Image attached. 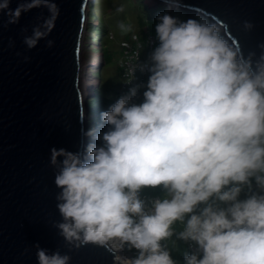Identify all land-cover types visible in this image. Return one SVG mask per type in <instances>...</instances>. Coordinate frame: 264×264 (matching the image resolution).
Returning <instances> with one entry per match:
<instances>
[{
	"label": "clouds",
	"instance_id": "1",
	"mask_svg": "<svg viewBox=\"0 0 264 264\" xmlns=\"http://www.w3.org/2000/svg\"><path fill=\"white\" fill-rule=\"evenodd\" d=\"M163 2L157 44L146 61L128 67V91L100 112L106 127L81 130L92 138L83 151L50 150L62 218L54 227L73 248L108 249L114 264H177L165 243L173 236L195 245L184 264H264V44L258 57H245L216 24L182 20L170 14L180 0ZM49 3L12 10L2 0L0 12L15 24ZM118 27L133 32L131 24ZM53 28L50 15L25 45L35 48ZM137 72L147 80L134 84ZM148 188L165 195L142 198ZM34 247L38 264L71 260ZM126 250L136 255H121Z\"/></svg>",
	"mask_w": 264,
	"mask_h": 264
},
{
	"label": "water",
	"instance_id": "2",
	"mask_svg": "<svg viewBox=\"0 0 264 264\" xmlns=\"http://www.w3.org/2000/svg\"><path fill=\"white\" fill-rule=\"evenodd\" d=\"M96 1L50 0L47 7L23 12L15 24L7 23V10L0 12V264H38L36 244L50 253L59 250L69 255V264H114L108 249L93 244L73 248L54 227L62 218L50 150L83 151L88 143L81 131L90 127L91 104L84 89L88 65L82 44ZM155 1L165 5L163 0ZM22 3L31 0H10L9 7L14 10ZM180 3L179 9L216 24L245 57L249 52L260 55L264 0ZM50 15L52 32L29 49L24 38ZM245 21L254 27L245 29ZM48 40L54 42L52 47Z\"/></svg>",
	"mask_w": 264,
	"mask_h": 264
},
{
	"label": "trees",
	"instance_id": "3",
	"mask_svg": "<svg viewBox=\"0 0 264 264\" xmlns=\"http://www.w3.org/2000/svg\"><path fill=\"white\" fill-rule=\"evenodd\" d=\"M104 0H97L95 4L91 5V10L89 14V20L92 22L95 19L99 20L98 24H90L89 27V39L91 42H97L100 45L99 53L102 55L101 60H104V66L101 71L97 72V75L100 78L99 87L94 92L95 97L91 99L90 104V115L92 118H89V125L91 128H95L97 133L102 131L104 127L101 125V121L99 119V114L101 111L106 110L111 104H113L122 94H125L128 89L123 90L122 84L125 81L124 73H125V65L123 64L126 59V51L128 50L126 47L123 46V43H127L133 50L136 49L140 44L141 47L139 48L140 54L139 58L141 61H146L148 59L149 54L151 53L149 46H147L148 38L153 36L156 38V34H153L150 25L155 27L157 23V16L158 14L164 13L167 11V7L164 5H158L155 8L150 9L146 4H144L143 0H134V4L138 8L139 5L142 6L143 11L140 15H136V24L130 23L133 25V32L123 34L122 37H118L115 31L109 28L108 23L106 20V9L103 6ZM188 14L186 11H181L180 9L175 10L173 16H178L182 20L188 19ZM196 19H202L209 22L208 19L197 16ZM133 36L136 37L137 40L133 39ZM119 39V40H118ZM112 41L117 42L115 46H111L110 43ZM119 50V60L117 65L115 66L116 74L119 78L118 83H111L107 80L106 75H104V70L106 69L107 65L111 61L112 54ZM147 80V75H143V79L139 80L137 83L145 82ZM92 138H88V142ZM165 195L161 188L155 189H145L141 193V197L145 199L150 198H162ZM243 198V196H242ZM175 231L178 233L183 229V225L177 223L174 225ZM168 247L171 249L172 258L177 261V264H184V256L185 254H189L191 251L194 250L195 245L189 247V244L178 240L175 236L169 241L165 242ZM127 251V250H126ZM133 256L136 255V251H128Z\"/></svg>",
	"mask_w": 264,
	"mask_h": 264
},
{
	"label": "rangeland",
	"instance_id": "4",
	"mask_svg": "<svg viewBox=\"0 0 264 264\" xmlns=\"http://www.w3.org/2000/svg\"><path fill=\"white\" fill-rule=\"evenodd\" d=\"M103 1V0H102ZM144 4H146L150 9L157 7L159 4L155 0H143ZM103 6H105L106 11V22L108 23L109 28L113 29L118 37H122L124 33H122L118 27L120 23L125 24H136V15H140L144 8H142L141 5L136 7L134 4V0H104ZM166 6V5H164ZM122 7L123 11H117L118 8ZM168 10V9H167ZM175 10L172 9L170 14L173 15ZM181 10V9H180ZM184 11V10H181ZM185 12V11H184ZM188 18H195L197 17L193 13H188ZM98 24L99 20L95 19L92 22L90 20L87 21L86 26L87 29L84 32V39H83V48H82V57H86L85 64L88 65L86 69V78L89 77L90 79H93V87L88 88V97H91L93 99L95 97L94 92L99 87L100 81L99 76L97 75V72L99 71V67L102 64L101 58L102 55L99 53L100 45L96 42H91V39H89V35L91 32H89L90 24ZM150 29L153 34L155 33V27L153 25H150ZM119 40V39H118ZM117 42L112 41L110 43L111 46H115ZM119 60V50L116 49V51L112 54L111 61L107 65L106 69L104 70V75H106V78L111 83H118L119 78L116 74L115 66L117 65ZM89 61H92L90 63ZM96 65V66H95ZM103 68V67H102ZM89 118L91 119L92 116L89 114ZM90 126V125H89ZM91 126L89 127V129ZM126 254H129L130 256H133L130 252L124 251Z\"/></svg>",
	"mask_w": 264,
	"mask_h": 264
},
{
	"label": "built area",
	"instance_id": "5",
	"mask_svg": "<svg viewBox=\"0 0 264 264\" xmlns=\"http://www.w3.org/2000/svg\"><path fill=\"white\" fill-rule=\"evenodd\" d=\"M135 40H137V39H135ZM156 44H157L156 38L153 36H150L148 38L147 46H149V49L151 52H152L153 48L156 46ZM123 46L128 49L126 51V59L123 63L125 65V73H124L125 81L122 84V89L126 90V89H128L129 86H132V85L128 84V81L130 79V76L128 75V67L130 65L137 63L138 59L141 61V59L139 58V54H140L139 48L141 47V45L137 44L138 47L134 50L130 46H128L127 43H123ZM143 75L144 74L137 72L136 79H135V81H133V83L135 84L139 80H142Z\"/></svg>",
	"mask_w": 264,
	"mask_h": 264
},
{
	"label": "bare ground",
	"instance_id": "6",
	"mask_svg": "<svg viewBox=\"0 0 264 264\" xmlns=\"http://www.w3.org/2000/svg\"><path fill=\"white\" fill-rule=\"evenodd\" d=\"M89 62L92 63V61H89ZM93 82H94L93 79H90L89 77H87L86 80H85L84 89H86L88 91V88L91 87V85L93 84ZM121 255L130 256L129 254H126L125 252L121 253Z\"/></svg>",
	"mask_w": 264,
	"mask_h": 264
}]
</instances>
